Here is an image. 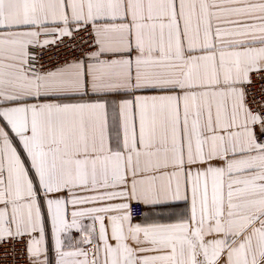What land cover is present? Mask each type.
<instances>
[{
    "label": "snow or ice",
    "instance_id": "snow-or-ice-1",
    "mask_svg": "<svg viewBox=\"0 0 264 264\" xmlns=\"http://www.w3.org/2000/svg\"><path fill=\"white\" fill-rule=\"evenodd\" d=\"M254 80L264 0H0V264H264Z\"/></svg>",
    "mask_w": 264,
    "mask_h": 264
},
{
    "label": "built area",
    "instance_id": "built-area-1",
    "mask_svg": "<svg viewBox=\"0 0 264 264\" xmlns=\"http://www.w3.org/2000/svg\"><path fill=\"white\" fill-rule=\"evenodd\" d=\"M83 38L85 40L87 39L86 34L83 36ZM73 43H76V44L81 43L80 38H77V40L73 41ZM67 54H68V50L67 49L53 47L50 51H46L42 55H43V59L45 61H48V60L54 61V60H56L58 58L64 57ZM261 87H264V83H262L259 80H254V83H253V86H252V91L257 97H259V95H260ZM136 215H137L138 218H141L143 216V214H141L139 208H137V210H136ZM4 251L5 250L0 249V257H2Z\"/></svg>",
    "mask_w": 264,
    "mask_h": 264
},
{
    "label": "crops",
    "instance_id": "crops-1",
    "mask_svg": "<svg viewBox=\"0 0 264 264\" xmlns=\"http://www.w3.org/2000/svg\"><path fill=\"white\" fill-rule=\"evenodd\" d=\"M179 211H183V209H180ZM151 215H153V214H149V213H144V214H143V216H151ZM155 215H159V213H156ZM163 215H164V216H168V215H169V212L165 211V212L163 213ZM143 216L140 218V220H138V222H141V221H142ZM51 258H52V260H53V262H54V259H55L54 249H53L52 257H51Z\"/></svg>",
    "mask_w": 264,
    "mask_h": 264
}]
</instances>
